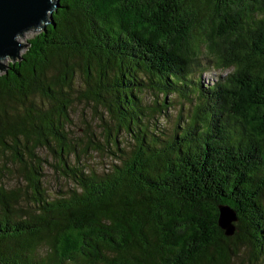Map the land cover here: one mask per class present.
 Segmentation results:
<instances>
[{
  "label": "trees",
  "instance_id": "1",
  "mask_svg": "<svg viewBox=\"0 0 264 264\" xmlns=\"http://www.w3.org/2000/svg\"><path fill=\"white\" fill-rule=\"evenodd\" d=\"M52 20L0 70V264L264 261V0H59ZM201 57L230 71L203 86ZM168 94L189 102L171 134L157 125ZM76 101L101 109L117 159L102 173L69 159L95 135L69 138ZM40 149L71 183L55 198Z\"/></svg>",
  "mask_w": 264,
  "mask_h": 264
},
{
  "label": "rangeland",
  "instance_id": "2",
  "mask_svg": "<svg viewBox=\"0 0 264 264\" xmlns=\"http://www.w3.org/2000/svg\"><path fill=\"white\" fill-rule=\"evenodd\" d=\"M43 28L39 29H29L23 35H21L18 40L22 44H26L27 39L36 36L41 32ZM27 46H23L20 50V54L24 52ZM202 53L200 55H204L205 48H201ZM199 59L201 67L207 68L204 71L200 72V67L195 72L193 78L199 79L203 86H211L216 80H222L225 78L226 74L230 71L223 69H215L212 67V63L207 61V59L203 58ZM12 59L10 57H6L3 60V64L7 65L11 62ZM75 85L80 84L79 76L75 77ZM143 103L151 104L153 100H160L162 98L161 95L158 96L157 99H154V95L149 91H145L142 94ZM192 99H196V95L191 96ZM166 107L165 113L157 116V125L158 129L162 130L165 134H171L177 124L181 125V120L185 117V114L188 109L189 102L176 94H168L165 96ZM101 112L100 108H97V113L94 108L80 101H76L72 108L69 110V122L66 124V130L69 138L75 142L80 143L79 141H85L88 139L87 135L92 131L94 135L93 143H90V148L85 152L78 153L77 156L70 155L69 159L76 163H79L90 171H95L96 173H102L109 169L112 163H116V156L111 154L113 148L105 143V133L102 131L104 127L101 122L98 120L99 113ZM180 116V117H179ZM108 120L110 126L112 122ZM159 133V132H158ZM160 134V133H159ZM164 136V134H160ZM119 140V147L127 150L131 147V139L125 132H120L117 135ZM111 149V150H110ZM118 153V152H115ZM38 154L41 158H45L46 162L43 163L42 169V181L43 185L46 189V194L48 198H55V196L60 194V190L65 191L68 187H71V183H68L62 177L58 175V173L54 170L52 164L54 159L49 152L46 150L40 149L38 150ZM1 182L7 188H15L18 187L20 183L16 177L11 176H3ZM39 256L44 255V248H40ZM249 256V252L246 248L241 249L240 253L237 256L232 258L230 264H264V261L259 260L251 261Z\"/></svg>",
  "mask_w": 264,
  "mask_h": 264
},
{
  "label": "water",
  "instance_id": "3",
  "mask_svg": "<svg viewBox=\"0 0 264 264\" xmlns=\"http://www.w3.org/2000/svg\"><path fill=\"white\" fill-rule=\"evenodd\" d=\"M58 7L59 0H0V70L5 67L6 57L20 58V50L27 44H22L18 38L29 29L53 24L52 12ZM218 209V226L225 235H232L235 212L227 206Z\"/></svg>",
  "mask_w": 264,
  "mask_h": 264
},
{
  "label": "flooded vegetation",
  "instance_id": "4",
  "mask_svg": "<svg viewBox=\"0 0 264 264\" xmlns=\"http://www.w3.org/2000/svg\"><path fill=\"white\" fill-rule=\"evenodd\" d=\"M203 236H206L205 235V233H203V232H196V233H194V235H193V238H194V241L193 242H196L197 244H200V242L202 241V237ZM193 238H192V240H193ZM186 251H188V250H186ZM186 253V252H185Z\"/></svg>",
  "mask_w": 264,
  "mask_h": 264
}]
</instances>
